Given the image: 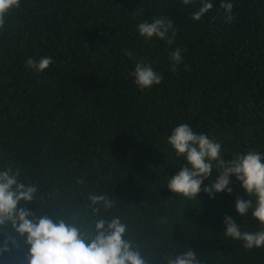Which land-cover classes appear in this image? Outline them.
Wrapping results in <instances>:
<instances>
[{
  "label": "trees",
  "instance_id": "obj_1",
  "mask_svg": "<svg viewBox=\"0 0 264 264\" xmlns=\"http://www.w3.org/2000/svg\"><path fill=\"white\" fill-rule=\"evenodd\" d=\"M211 2L194 21L200 0H20L0 29V170L19 169L21 181L38 188L20 206L85 230L118 216L147 264L188 250L200 264H264V247L246 249L224 233L226 215L242 232L261 230L251 210L235 211L236 197H248L234 176L232 193L214 199L167 188L187 163L167 143L181 123L219 142L225 160L264 153V0H230L231 22L222 0ZM165 16L172 44L139 35V23ZM176 48L182 61L173 72ZM46 56L53 63L43 72L26 67ZM139 61L163 76L159 85H135ZM218 175L214 169L202 188ZM90 194L115 207L94 215ZM3 233L15 236L10 223ZM17 239L21 248L0 264H27Z\"/></svg>",
  "mask_w": 264,
  "mask_h": 264
},
{
  "label": "clouds",
  "instance_id": "obj_2",
  "mask_svg": "<svg viewBox=\"0 0 264 264\" xmlns=\"http://www.w3.org/2000/svg\"><path fill=\"white\" fill-rule=\"evenodd\" d=\"M184 5H192L195 0H181ZM201 6L192 14L194 21L201 18L214 8L211 0H200ZM20 7V0H0V29L6 24V17L13 9ZM220 8L228 22L233 20V4L230 0H222ZM137 31L147 40L153 37L172 44L175 32L169 36L173 22L167 16L156 18L151 22L139 23ZM124 55L133 57L131 51ZM172 71L182 61L181 49L176 48L170 53ZM53 63L52 57H41L38 61L28 58L26 67L36 72H43ZM134 83L141 90L159 85L163 76L156 72L150 63L139 61L135 64ZM167 143L178 158L187 163L171 176L167 188L176 194L191 200L203 191L210 199L217 193L231 194V177L240 182L247 194V199L239 196L235 199L234 208L240 217L248 215L259 222L261 230L242 232L232 217H224V233L227 237L243 242L246 249L264 247V153L250 150L244 154L233 153L231 160H225L219 142L210 139L203 133L195 132L187 123L174 127L167 138ZM190 165L191 167H189ZM219 175L211 184L202 188L203 181L208 179L213 170ZM83 182V181H81ZM38 192L35 184H25L20 179L19 169L6 167L0 170V234L6 236L0 245V256L21 248L20 240L27 246V264H147L140 251L133 247L130 240L125 239L128 225L118 216L111 219L103 217L95 220L94 228L85 230L64 219H53L47 214L34 216L32 210L20 206L21 201L31 202ZM90 207L94 215L99 216L102 206L105 211L115 207L109 196L90 194ZM11 224L14 237L3 233V226ZM11 245L12 247H10ZM166 264H200L197 255L192 251L167 255Z\"/></svg>",
  "mask_w": 264,
  "mask_h": 264
}]
</instances>
